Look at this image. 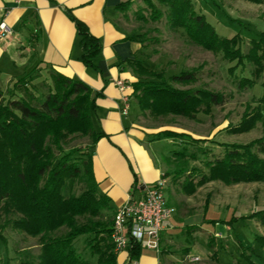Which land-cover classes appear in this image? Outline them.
Wrapping results in <instances>:
<instances>
[{
    "label": "trees",
    "instance_id": "obj_1",
    "mask_svg": "<svg viewBox=\"0 0 264 264\" xmlns=\"http://www.w3.org/2000/svg\"><path fill=\"white\" fill-rule=\"evenodd\" d=\"M143 1H147L151 8L150 18L159 19L161 10L151 0ZM157 1L167 6V22L172 27L183 28L193 42L221 53L228 62L234 61L235 64L228 68L230 74L245 61L253 65V77H238L236 84L239 89L254 87V77L263 76L264 79V33L257 40H250L246 51H242L239 36H220L204 15L194 9L191 0ZM249 1L264 5V0ZM130 5L131 1L127 0L117 8L125 10ZM67 16L74 22L79 36L81 60L93 65L92 60L101 49L99 39L70 11H67ZM139 16L146 19L143 13ZM143 36L135 33L129 39L140 42L144 48L147 44ZM129 63L136 77L129 95L136 100L142 112L185 116L209 113L212 105H222L229 97V94L208 88L185 89L174 85L195 83L197 69L165 75L149 68L142 60H129ZM37 75L31 73L16 80L7 98L0 90V206L12 207L21 215L7 221L4 226L10 224L29 235H40L37 264H89L75 246V241L81 236H85L86 245L97 255L99 264H117V254L110 240L114 210L108 197L97 191L92 170V145L101 134L95 131L91 121L94 107L91 88L82 80L48 70L49 91L42 99L36 100L30 90ZM261 85L263 93L255 98L257 104H248L239 122L227 127L229 132H247L262 120L264 80ZM17 90L22 94L15 93ZM73 134L90 137L91 146L66 150L63 141ZM160 138L171 140L168 148L172 157L196 159L192 150L196 143L199 146L195 147L203 151L201 156L207 172L197 177L196 168L178 165L162 175L163 178L171 175L185 194H192L197 187L214 180L227 185L264 183V157H261L264 155V135L245 144L221 143L222 154L213 157V152L210 153L202 144L207 139H196L172 130H162L152 136V140ZM76 178L84 182V189L78 195H65L63 189L68 179ZM244 217L264 227V208L251 211ZM78 218H86V221L79 223ZM61 227L68 230L56 236L51 234ZM0 240L6 245L7 240L1 233ZM255 241L264 249V234H256ZM127 249L130 262L136 260L141 252L140 245L134 242L129 243Z\"/></svg>",
    "mask_w": 264,
    "mask_h": 264
},
{
    "label": "rangeland",
    "instance_id": "obj_2",
    "mask_svg": "<svg viewBox=\"0 0 264 264\" xmlns=\"http://www.w3.org/2000/svg\"><path fill=\"white\" fill-rule=\"evenodd\" d=\"M191 1L194 9L204 15L220 36H239L242 51H246L250 40H257L261 33H264V5L260 6L249 0H195V4ZM151 2L162 12L159 19L150 18L151 8L147 6V1L143 0L141 4L121 10L127 26L134 33L144 35L143 40L147 45L142 48L143 62L149 68L164 72L165 75L197 69L198 79L195 83L174 85L185 89L208 88L229 94V97L222 105H212L209 113L197 112L185 116L141 112L143 122L155 127L156 132L172 130L187 133L196 139H207L202 144L210 153L213 152L212 157L222 154L221 143L245 144L263 136L264 102L261 104L262 120L257 122L254 128L242 133H231L227 128L239 122L248 104H257L255 98L263 93V76L254 77V87L239 89L236 84L238 77H253L252 64L245 61L244 65H239L234 73L230 74L228 68L235 64L234 61L228 62L222 58L221 53H215L193 42L183 28L172 27L167 22V6L161 5L157 0ZM140 13H143L146 19H141ZM37 77L30 90L36 100L47 94L51 84L47 73ZM10 87L2 90L5 98L8 97ZM15 93L22 94V91L17 90ZM84 145L91 146V138L81 134L70 135L63 141L66 150ZM194 145L199 146L198 143ZM195 146L192 150L196 159L172 157L167 151L171 160L169 168L172 170L178 165H185L187 169L196 168L197 177L207 172L201 156L203 151ZM83 189L82 180L68 179L63 193L78 195ZM164 192L166 197H169V204L175 208L167 221L173 233L168 234L165 240L171 252V264H264V249L255 241L256 234H264V227L253 219L244 217L251 211L264 208L263 182L227 185L214 180L197 187L192 195L185 194L180 185L170 182L169 188L166 187ZM20 216L12 207L1 204L0 233L7 240L6 245L0 240L2 264H37L40 235H29L12 228L10 224L4 226L7 221ZM85 221L86 218H78L79 223ZM67 230V227H61L51 234L56 236ZM75 246L89 264H99L97 255L86 245L85 236L79 237Z\"/></svg>",
    "mask_w": 264,
    "mask_h": 264
},
{
    "label": "crops",
    "instance_id": "obj_3",
    "mask_svg": "<svg viewBox=\"0 0 264 264\" xmlns=\"http://www.w3.org/2000/svg\"><path fill=\"white\" fill-rule=\"evenodd\" d=\"M124 1L127 0H0V21L4 20L11 29V34L0 38V90L23 76H39L48 70L89 85L94 99L91 121L101 134L92 145L93 176L97 191L108 197L114 212L129 196L140 197L142 184H152L163 178L164 172L171 171L167 146L171 140H152L157 133L155 127L143 122L142 111L129 95L136 80L129 60L143 61V47L129 39L135 33L123 21V11L117 8ZM129 1V8L142 3ZM67 11L82 20L99 39L101 49L92 60L93 65L80 58L79 36ZM117 80L129 88L120 90ZM164 179L165 188L170 182L176 183L171 175ZM171 233L166 222L159 251L141 248L137 259L131 262L128 249L115 251L117 264H171L165 241Z\"/></svg>",
    "mask_w": 264,
    "mask_h": 264
},
{
    "label": "built area",
    "instance_id": "obj_4",
    "mask_svg": "<svg viewBox=\"0 0 264 264\" xmlns=\"http://www.w3.org/2000/svg\"><path fill=\"white\" fill-rule=\"evenodd\" d=\"M9 34L10 27L1 20L0 38ZM116 84L122 91L129 88L122 80H117ZM165 184L166 180L160 178L152 184L143 185L139 188L140 197L131 195L117 207L110 225V240L116 252L127 249L131 242L144 249L159 251L165 224L175 211L165 195Z\"/></svg>",
    "mask_w": 264,
    "mask_h": 264
}]
</instances>
